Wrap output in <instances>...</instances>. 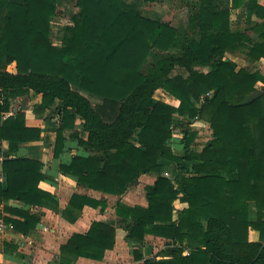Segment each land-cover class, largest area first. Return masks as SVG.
I'll use <instances>...</instances> for the list:
<instances>
[{
  "label": "trees",
  "instance_id": "trees-1",
  "mask_svg": "<svg viewBox=\"0 0 264 264\" xmlns=\"http://www.w3.org/2000/svg\"><path fill=\"white\" fill-rule=\"evenodd\" d=\"M156 2L0 0V140L8 142L0 167V219L27 234L38 218L26 208L52 201L38 187L45 179L43 164L16 156L22 143L40 138V130L26 126L21 109L4 117L13 100L32 92L41 96L35 114L59 102L53 158L65 153L66 129L69 142L88 151L59 164L77 185L120 196L141 175L157 174L146 187L145 207L115 204L127 241L138 246L133 258L139 264H264V93L244 103L258 83L264 85V75L226 56L238 53L251 64L264 59V6L231 0L223 9L219 0H195L186 22L173 26L140 10ZM62 3H73L77 11L72 24L59 29L55 45L50 22ZM237 9L259 21L245 30L233 28ZM11 64L14 72L7 70ZM157 89L177 106L156 100ZM82 92L102 104L93 106ZM77 118L82 132L75 129ZM196 120L211 130L200 150L192 148ZM175 129L180 139L172 137ZM11 200L21 207L7 205ZM177 200L186 207L173 218ZM84 206L102 211L106 202L71 196L69 208ZM67 217L75 218L71 212ZM115 230L109 221L91 222L60 246L57 263L101 261L115 245ZM250 230L259 241H249ZM147 234L166 240L161 259L143 258Z\"/></svg>",
  "mask_w": 264,
  "mask_h": 264
},
{
  "label": "crops",
  "instance_id": "crops-1",
  "mask_svg": "<svg viewBox=\"0 0 264 264\" xmlns=\"http://www.w3.org/2000/svg\"><path fill=\"white\" fill-rule=\"evenodd\" d=\"M156 3L151 4L155 5L151 6V9H154L159 15H161L165 9V4ZM257 3L264 6V0H257ZM63 4L67 6V8L71 4L73 6V11L77 10L73 3ZM218 5L223 9L230 8L231 0H219ZM185 6L186 5L183 4V7ZM240 11L241 9H237L233 12L237 14ZM247 14L251 18L250 26L259 21L253 13ZM163 19L165 18L161 17V20ZM57 41L60 43L58 37ZM226 56L236 64L240 61H246L244 58L238 56L232 58L230 53H227ZM260 61L262 62L264 59H261ZM11 65L14 67L13 64ZM237 65L238 67L251 69L250 65L252 64L248 63L247 66H245V64ZM255 69L258 70V67ZM261 73L264 75L263 71H261ZM179 74L185 76L184 70L183 72H179ZM259 84L263 85L262 83ZM155 93H159L161 97L155 96ZM155 93L153 97L156 100L177 106V100L162 89H157ZM82 94L90 100L93 106L102 104L100 99L90 97L84 92H82ZM40 101V95H34L32 92H29L23 97L13 100L11 102V111L5 113L4 117H8L21 109L25 114L26 126L38 128L40 130V138L31 142L22 143L16 156L38 160L43 164L42 173L45 175V179L38 184V187L49 193L52 197V201H44L42 205H34L26 208L32 216L38 218L37 224L34 228L30 229L27 234L20 230H15L11 225L6 224V229L0 233V264H58L57 259L60 254V246L64 244L73 233H85L89 229L91 222L96 220H105L116 224L115 245L111 250L105 252L101 261L79 257L75 260L74 264H139V261H135L133 258V251L137 249L138 246L127 241V232L124 227L118 224L120 219L115 215V204L120 200L129 206L139 205L145 207L147 205L145 198L146 187L153 184L157 174L147 173L141 175L132 185H130L126 192L120 196L105 194L101 191H95L82 185H77L73 177L62 173L59 170V164L70 156L75 154H88V151L85 147L79 146L75 140H70L69 142L67 137L70 134V131L66 129L64 131V137L67 140L65 144V153L61 155V158H53L56 132L61 122L60 114L56 113L54 109L59 105V102L55 101L54 104L47 108L43 113L35 114L33 112V106ZM201 125L202 127L204 126L203 121L201 120H196L191 124V129L197 134L195 141H197V138L200 136L199 134L201 131L199 132L198 127H201ZM75 129L82 132V121L79 118L75 121ZM205 129V133L208 136L206 138L207 141L211 137V130L209 129V126ZM81 135L83 136L82 138L85 139L86 135ZM182 136L183 134L181 131L178 129L173 130V138L180 139ZM169 145L178 155L182 154V151L175 144ZM195 145V143L192 144L193 149ZM202 147L194 150H200ZM7 150L8 142L6 140H0V167L2 160L5 159ZM3 180L4 175L0 169V181ZM73 194L86 195L95 200H105L106 208L102 211L100 210V207L93 208L90 206H84L81 210L69 208V200ZM7 205L17 208L21 207L19 202L12 200L7 202ZM185 207V203H181L179 200L175 201L173 218L176 217V210H181ZM2 208L3 206H0L1 210ZM69 212H71L75 218L71 219L67 217ZM253 212L254 208L252 203L250 204V213L252 214ZM3 214L19 219L17 216L9 215L6 212ZM248 238L249 241L252 242L259 241V234L255 230H250ZM165 242L166 240L162 237L147 234L143 245L140 247L143 258H152L155 256L156 260L161 259V252L165 247ZM187 252L188 250L185 249L183 254L186 255Z\"/></svg>",
  "mask_w": 264,
  "mask_h": 264
},
{
  "label": "rangeland",
  "instance_id": "rangeland-1",
  "mask_svg": "<svg viewBox=\"0 0 264 264\" xmlns=\"http://www.w3.org/2000/svg\"><path fill=\"white\" fill-rule=\"evenodd\" d=\"M195 0H158V2L156 4H165V9L163 10L162 14L159 15V13H157L154 9H151V6H155V5H146V4H141L140 6V10L142 11L143 14H145L146 16H149L151 18L154 19H160L161 17H164L165 19H163L162 21H167L170 24H172L173 26H178L181 24H184L187 20V15L193 11V3ZM183 4L186 5L185 7H183ZM76 8V7H75ZM153 8V7H152ZM77 10L73 11V6L70 4L67 8V6H65L63 3L60 4L56 10V17L54 16L51 19V40L53 41V43L55 45H59L58 41H57V33L59 31L60 28L64 27V26H70L72 24L71 20H70V16L71 14L75 13ZM155 16V17H154ZM57 19V21H56ZM183 20V21H182ZM231 22H232V26L233 28H238L240 30H245L247 29L250 24H251V18L249 17V15L247 13H244L242 10L240 12L236 13H232L231 15ZM240 57L242 55H239L238 53L235 54H231V57ZM236 59V58H235ZM238 62V60H237ZM237 64H245V66L248 65L247 61H240ZM250 67H258V70L261 72H264V61H258L257 63H254L252 65H250ZM9 71H14V67H12V65H10L8 67ZM179 73V72H183V70L181 68H176L175 73ZM261 84H257V90L260 89ZM157 97H161L159 95V93H155ZM171 100V99H170ZM176 103V102H175ZM203 127L201 125V127H198V130L200 132V136L197 138L198 140L195 141L194 143L196 144L194 149H199V147H202L205 142H206V138L208 137L206 135V129L209 125L203 121ZM198 146V147H197Z\"/></svg>",
  "mask_w": 264,
  "mask_h": 264
},
{
  "label": "water",
  "instance_id": "water-1",
  "mask_svg": "<svg viewBox=\"0 0 264 264\" xmlns=\"http://www.w3.org/2000/svg\"><path fill=\"white\" fill-rule=\"evenodd\" d=\"M264 93V87L249 94L244 103H250Z\"/></svg>",
  "mask_w": 264,
  "mask_h": 264
},
{
  "label": "built area",
  "instance_id": "built-area-1",
  "mask_svg": "<svg viewBox=\"0 0 264 264\" xmlns=\"http://www.w3.org/2000/svg\"><path fill=\"white\" fill-rule=\"evenodd\" d=\"M6 224L3 222L2 219H0V233L3 232L6 229Z\"/></svg>",
  "mask_w": 264,
  "mask_h": 264
}]
</instances>
